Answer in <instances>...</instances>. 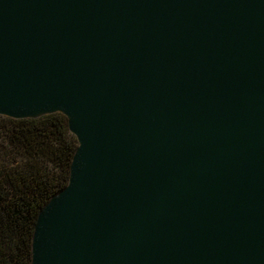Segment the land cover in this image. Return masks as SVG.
Returning a JSON list of instances; mask_svg holds the SVG:
<instances>
[{
    "label": "water",
    "instance_id": "95a60500",
    "mask_svg": "<svg viewBox=\"0 0 264 264\" xmlns=\"http://www.w3.org/2000/svg\"><path fill=\"white\" fill-rule=\"evenodd\" d=\"M56 112L31 264H264V0H0V114Z\"/></svg>",
    "mask_w": 264,
    "mask_h": 264
},
{
    "label": "trees",
    "instance_id": "16d2710c",
    "mask_svg": "<svg viewBox=\"0 0 264 264\" xmlns=\"http://www.w3.org/2000/svg\"><path fill=\"white\" fill-rule=\"evenodd\" d=\"M68 117L0 114V264H31L40 211L70 179L78 148Z\"/></svg>",
    "mask_w": 264,
    "mask_h": 264
}]
</instances>
